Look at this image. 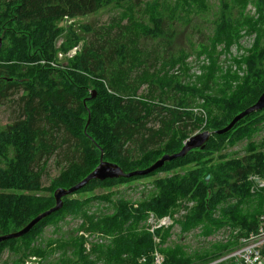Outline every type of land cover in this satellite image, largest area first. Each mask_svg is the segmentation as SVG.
<instances>
[{"label": "trees", "instance_id": "16d2710c", "mask_svg": "<svg viewBox=\"0 0 264 264\" xmlns=\"http://www.w3.org/2000/svg\"><path fill=\"white\" fill-rule=\"evenodd\" d=\"M126 1L0 0V103L14 98L18 112L14 121L0 126V188L7 192L0 194V235L24 229L54 207L49 193L85 179L102 153L126 173L147 169L164 155L180 152L204 127L211 133L224 129L264 94V0L257 2L258 18L245 14L246 0H219L212 34L201 33L197 54L175 50V24L209 13L210 0ZM111 5L131 13H118L108 27H95L94 37L64 69L42 63L83 40L70 29L57 48L64 38L62 20ZM244 28L246 35H241ZM252 35L253 45L242 49L244 54L223 59ZM147 40L151 48L143 44ZM217 45L224 48L218 52ZM192 54L209 59L204 75L194 81L186 64ZM177 65L179 71L171 73ZM145 85L147 92L138 95ZM201 106L206 126L204 116L194 112ZM242 142V153L230 151ZM54 155L60 157L62 175L45 195H37ZM159 174L165 177L155 179L137 206L117 189ZM254 177L264 179V110L245 117L227 134H213L203 150L190 151L149 176L92 181L65 197L63 208L29 234L0 242V264H23L30 256L41 258L32 264H154L156 253L164 264H213L258 228L264 188L252 192ZM185 199L194 205L178 222L181 238L168 242L170 230L160 229L156 235L161 241L155 243L143 221L152 213L168 215ZM69 217L82 224L61 235L66 229L62 221ZM48 226L54 227L57 240L45 245L40 235H52L43 231ZM197 229L201 234L189 239ZM220 229L231 232L229 242L201 243Z\"/></svg>", "mask_w": 264, "mask_h": 264}, {"label": "rangeland", "instance_id": "374dc122", "mask_svg": "<svg viewBox=\"0 0 264 264\" xmlns=\"http://www.w3.org/2000/svg\"><path fill=\"white\" fill-rule=\"evenodd\" d=\"M129 1H131V0L126 1L125 4L127 2H129ZM246 1H247V4H246V8H245V14L247 16H250V17H253V18H258L257 6H256L258 0H246ZM209 5H210L209 13H207L205 15H200V16H192V17L189 18L188 21H187V19H185V20L175 24V28L177 30V36L175 38L174 46H175V50L176 51L183 50V51H186V53H191V52L195 53V52H198V51H200L202 49V46L199 45L200 44L199 40H200V38H202V37H200L201 33H204L206 35H211L212 34V30H213L212 22H213V19L215 17V14L217 13V11L220 8L219 0H210ZM126 8L127 7L123 8V9H117V8L113 7V5H111V6L103 7L97 13L92 14V15L82 16V17H79V18H76V19L66 18V19L62 20L60 22V24H59V27H60V29L63 30L64 38H60V40L57 42V45H56L57 48H59L62 44H64V42L66 41V36L68 35V32H69L70 29H72L83 40H81L77 45L72 47L68 52L59 51L58 54H57V58L55 60H53V61H42V63L46 64V66H49L52 69H64L66 64H67V61L69 59H73L74 57H76L77 53L81 52L83 50L84 45L86 43V40L89 41L88 39H92L94 37L93 30L97 31L95 29V27H100V26H104V25L106 27H108L110 25L111 19L113 17L117 16L118 13L119 14L122 13V15H125L127 13H131V12L127 11ZM137 9L138 8H136V10ZM125 11H127V12L125 13ZM134 15H136L135 12H134ZM191 19H192V22L190 24H188L191 21ZM246 31H247V28H244L241 31V35H246ZM144 43L146 44L147 47L151 48L152 41H150V40L143 41V44ZM250 45L252 46L253 43L251 42ZM216 47H217V51L219 52V51H221V48H224V45H217ZM195 54H197V53H195ZM195 54H192V55H195ZM203 56L206 57V55H203ZM190 58L191 57H189L186 60V64H187V68L191 69V73L189 75L193 77L191 80L194 81L195 78L201 77V76L204 75V73L206 71L205 68L209 64L203 68V72L202 73H199V74L195 73L197 75L196 76L195 74L192 73V71H193L192 69L194 68V65H193V63H191V59ZM206 58L208 59V57H206ZM208 61H209V59H208ZM179 66L180 65H177L174 69H172L171 73H175L176 74L179 71V68H180ZM185 79H186L187 82L190 81V80H188V78H185ZM147 89H148L147 85L142 86L140 91L138 92V95L146 93ZM92 97L93 98L96 97V91H94ZM13 99L14 98H10L9 100H7L4 103H0V126H6V125L10 124L12 121H14L17 118L18 112H17V108L12 103ZM200 103H202V102H200ZM168 106L170 107L171 104H168ZM195 110H201V112L204 114V121H205L204 126H206V121H207L208 116H207V112H206L205 108L203 106H201V107H198V108H194V112H195ZM90 114L91 113L89 111V119H88L87 126L90 123L89 120H91ZM204 131H206L205 127L203 128V130L200 131V133L204 132ZM245 146H246V142H242L239 145H237L236 147L232 148L230 151L242 153L243 148ZM59 158L60 157L58 155H54L49 160V162L47 164L46 173L43 175V178H42V182H43L44 187H42V191L40 193H38L37 195H45L46 194L45 189H48L49 187H52L53 181H55L59 177H61V175H62L61 172L63 171V167L61 168V167H59L57 165V161H59ZM163 177H165L164 174H159L156 178H143V179H139V180H136V181H133V182H130V183H126V184L123 183V184L118 185L119 187L117 189L123 190L125 192V195H126V192H127V195L129 197V199L131 200V203L132 204H136V206H137V203L141 202L142 200H141V197H135L132 194V189L134 187H138V188H142V191H144L145 193H149L150 191H152V189H151L152 186L151 185H155V179H160V178H163ZM143 187H145V188H143ZM57 189L58 188H56L53 193H49V195H52L54 197V193H55V191ZM106 191H109V190H106ZM106 191H102V192H106ZM260 191H261L260 189L258 191V187H254L252 189V192H255V193H258ZM2 193H7V192H4L0 188V194H2ZM186 203H187L186 199L185 200H180L178 202L177 208L175 210H173L172 212H170L166 216L158 217L155 213H152V215L154 217L158 218V219H162L164 217H168V216L174 215L176 213L181 212L182 211L181 208H184ZM193 205H194V202H190L189 208H192ZM189 208H188L187 212H189ZM185 216H183V217H185ZM263 216L264 215L260 216V218L263 217ZM183 217H180L176 221L177 225H179L178 222ZM260 218H259V220H260ZM64 221H67V219L64 218L63 221H62L63 223L60 222V223H62L61 224V228H66V229H63V230L60 231L61 235H64L68 231H73L75 229V227L70 225V223L67 224ZM145 221H146V219H145ZM145 221H143L144 222L143 223V227L146 229ZM56 224H59V223H56ZM51 226H48L43 231H48L49 233H51L53 235L55 229H53L54 227H51ZM167 230H170V236H171V229L168 228ZM221 230H223V229L217 230L216 232L221 231ZM249 234H247V235H249ZM52 235H45V234L41 233L40 239L42 240L43 243L46 242L45 245H50L51 241L57 240V235L56 234L53 235V236ZM81 235H82V233H81ZM247 235H245V236H247ZM83 236L85 238H87V236H85V235H83ZM156 236H157L159 242L157 240H154V237H153V240H154L155 243L158 244V243H160L161 239L159 238L158 235H156ZM180 238H181V236H179L177 238V241ZM177 241L175 243H177ZM168 242H169V240H168ZM104 246L107 247L109 245L104 244ZM193 249H198V247L194 246ZM156 252H158V251L156 250ZM4 258H6V255H4ZM40 259H41L40 256H30L29 259L26 260V262H23V264H31L32 262H40ZM54 260L55 259L53 257L50 259V261H54Z\"/></svg>", "mask_w": 264, "mask_h": 264}, {"label": "built area", "instance_id": "2783aa9c", "mask_svg": "<svg viewBox=\"0 0 264 264\" xmlns=\"http://www.w3.org/2000/svg\"><path fill=\"white\" fill-rule=\"evenodd\" d=\"M254 42V36H246L245 38L241 39L239 44H235L231 49L228 51L229 54L223 55V59H229L230 57H236L238 55H242L245 53L244 50L247 48H250V43ZM223 48H221L222 50ZM244 49V50H242ZM191 63H193L194 68L192 69V73H202L203 68L209 64L208 59L205 56H198V55H191ZM236 69V67H235ZM196 75V74H195ZM197 76V75H196ZM196 113H200L204 116V114L201 112V110H195ZM200 133V132H198ZM254 182L256 183V186L258 188H264V179L259 177H254ZM262 179L263 183L260 184L256 180ZM145 188V187H143ZM151 188V187H150ZM152 189V188H151ZM142 188L134 187L132 189V194L135 197H141ZM126 197H128L126 192ZM129 198V197H128ZM190 203H186L184 208H181V212L176 213L174 215L164 217L162 219H158L154 217L152 214L148 217V220L146 221V226L148 230L154 235V240H158L156 236V232L160 229H171V236L169 238L170 241H177L178 236L180 235V227L176 224V221L185 215H187V211L189 208ZM190 209V208H189ZM68 224L74 226L77 228L79 224H82V221H74L72 218H66ZM150 227H149V226ZM82 233V235H81ZM80 236L84 237L83 235L87 236L88 239L89 234H87L84 231H80L78 233ZM201 232L199 229L192 231L187 236L189 239L192 238L193 235H200ZM234 234V233H233ZM231 232L229 230H221L209 237H202L201 243L202 244H216V243H227L231 239L230 237ZM93 243H97V240H94ZM100 244L104 243L102 240H99ZM87 248L89 249V244H86ZM219 262H233V264H264V216L260 218L259 225L256 231L250 233L247 236H242L238 240V246L235 248L230 254L224 256L217 262L213 263H219ZM32 264V263H31ZM154 264H164V258L159 254H155Z\"/></svg>", "mask_w": 264, "mask_h": 264}, {"label": "water", "instance_id": "95a60500", "mask_svg": "<svg viewBox=\"0 0 264 264\" xmlns=\"http://www.w3.org/2000/svg\"><path fill=\"white\" fill-rule=\"evenodd\" d=\"M2 41L0 40V47H1ZM264 110V94L260 97V99L257 101L255 105L248 108L244 112L237 115L231 123L226 126L224 129L219 130L215 133H211L210 131H204L201 133H196L192 137H190L186 142L184 147L181 149L180 152L174 154V155H164L160 160L155 162L151 167L144 169V170H138L130 173H126L119 165L104 160V155L102 153L100 158L99 165L81 182L76 184L75 186L71 188H59L54 193L55 198V206L49 209L48 211L40 214L35 219H33L24 229L16 232V233H10L6 235H0V242L3 241H9L12 239H18L21 237H24L25 235L29 234L30 231L42 220L50 217L56 212H59L63 206H64V198L71 196L75 194L76 192L84 189L88 184H90L92 181H106V180H117L120 178H126V179H132L135 177H146L149 176L156 171L162 169L166 163H169L171 161L184 158L190 151L197 150V149H204L206 143L210 140L213 134L217 135H224L230 132L235 125L240 122L245 117L254 114L256 112H260ZM90 121V120H89ZM210 177H207V180H209ZM258 183L262 184V179L256 180Z\"/></svg>", "mask_w": 264, "mask_h": 264}]
</instances>
